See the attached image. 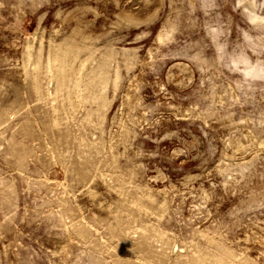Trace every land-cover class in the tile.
Listing matches in <instances>:
<instances>
[{"label": "rangeland", "instance_id": "374dc122", "mask_svg": "<svg viewBox=\"0 0 264 264\" xmlns=\"http://www.w3.org/2000/svg\"><path fill=\"white\" fill-rule=\"evenodd\" d=\"M0 264H264V0H0Z\"/></svg>", "mask_w": 264, "mask_h": 264}]
</instances>
